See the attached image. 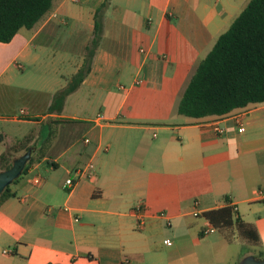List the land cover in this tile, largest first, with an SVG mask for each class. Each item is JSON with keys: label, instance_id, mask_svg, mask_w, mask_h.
I'll list each match as a JSON object with an SVG mask.
<instances>
[{"label": "crops", "instance_id": "1", "mask_svg": "<svg viewBox=\"0 0 264 264\" xmlns=\"http://www.w3.org/2000/svg\"><path fill=\"white\" fill-rule=\"evenodd\" d=\"M105 2L56 0L33 28L0 42V155L26 136L33 148L28 173L11 185L15 196L0 206V264L264 258V102L220 118L177 112L198 63L249 0ZM86 58L89 73L52 106ZM67 61L75 70L64 74ZM27 67L36 75L29 86ZM88 162L94 173L65 188ZM227 205L255 226L253 251L215 254L232 237L216 235L204 213Z\"/></svg>", "mask_w": 264, "mask_h": 264}, {"label": "trees", "instance_id": "2", "mask_svg": "<svg viewBox=\"0 0 264 264\" xmlns=\"http://www.w3.org/2000/svg\"><path fill=\"white\" fill-rule=\"evenodd\" d=\"M111 0H106L102 7ZM56 0H0V42H10L23 28H33L54 7ZM96 25V35L99 34ZM97 42H94V44ZM90 71L86 58L70 86L59 90L52 106L61 107ZM264 102V0H249L212 50L197 65L178 104L177 112L195 118H220ZM31 137L17 140L0 155V172L11 168L16 154L27 151ZM32 158L17 183L28 173ZM11 184V185H12ZM9 185L0 195V206L15 196ZM221 229L236 228L241 237L260 245L254 225L245 222L231 205L204 213ZM203 216V217H204ZM230 235V234H229ZM231 236V235H230ZM263 255L257 258L263 259Z\"/></svg>", "mask_w": 264, "mask_h": 264}, {"label": "rangeland", "instance_id": "3", "mask_svg": "<svg viewBox=\"0 0 264 264\" xmlns=\"http://www.w3.org/2000/svg\"><path fill=\"white\" fill-rule=\"evenodd\" d=\"M74 44H73V51L71 52V58H72V64L75 65L76 62L78 61V53H77V48L79 44L77 43V38H74ZM67 67L66 69H62V73L67 74L68 70H75L74 67H70V62L67 61ZM23 73V71H20V74ZM21 77L24 79V82L27 86L31 85L33 83V78L36 77V75L33 73V69L31 67H27V69L24 71V76L21 75ZM45 78L48 77V75L44 76ZM52 77V76H51ZM76 97H73L70 100V103L72 106L76 105V103H79L78 100H76ZM42 174H45V168H41ZM57 175H65V171L62 168H59L57 170ZM14 185V184H12ZM195 221H201L204 222L202 217H193ZM209 226V225H208ZM228 233H230L232 239H230V242L228 241H223L224 243L222 244H217L215 248V254L221 257H233L236 256L239 252H244L247 250H252L254 249V244L251 242L245 240L243 237L240 236L238 233V230L236 228H229L226 229ZM221 230L217 229L216 230V235H220ZM99 244L101 243L102 245H115L116 246V239H98ZM225 244V245H224Z\"/></svg>", "mask_w": 264, "mask_h": 264}, {"label": "water", "instance_id": "4", "mask_svg": "<svg viewBox=\"0 0 264 264\" xmlns=\"http://www.w3.org/2000/svg\"><path fill=\"white\" fill-rule=\"evenodd\" d=\"M33 148L30 147L24 154L15 158L11 168L0 172V195L5 189L19 178L24 171V168L31 158ZM239 264H264V258H257L255 255H247Z\"/></svg>", "mask_w": 264, "mask_h": 264}, {"label": "built area", "instance_id": "5", "mask_svg": "<svg viewBox=\"0 0 264 264\" xmlns=\"http://www.w3.org/2000/svg\"><path fill=\"white\" fill-rule=\"evenodd\" d=\"M87 141H89V139H87ZM95 171V165L93 162H88L86 163L85 165L81 166V167H78L76 169V175L77 177L74 178V177H68L65 182H64V187L67 188V189H71L74 187V185L76 184V181L84 176H87L89 174H93ZM36 183H39L40 182V178H36L34 180ZM195 215H198L197 213H195ZM208 231H213V229H208ZM6 253L8 251H5Z\"/></svg>", "mask_w": 264, "mask_h": 264}]
</instances>
